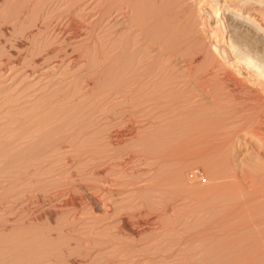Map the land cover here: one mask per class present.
<instances>
[{
	"label": "rangeland",
	"instance_id": "rangeland-1",
	"mask_svg": "<svg viewBox=\"0 0 264 264\" xmlns=\"http://www.w3.org/2000/svg\"><path fill=\"white\" fill-rule=\"evenodd\" d=\"M255 1L0 0V264H264V90L212 35L264 67Z\"/></svg>",
	"mask_w": 264,
	"mask_h": 264
},
{
	"label": "bare ground",
	"instance_id": "bare-ground-1",
	"mask_svg": "<svg viewBox=\"0 0 264 264\" xmlns=\"http://www.w3.org/2000/svg\"><path fill=\"white\" fill-rule=\"evenodd\" d=\"M46 1V0H45ZM51 1V0H50ZM64 1V0H63ZM75 1V0H74ZM109 1V0H108ZM135 1V0H134ZM137 1V0H136ZM49 2V1H48ZM99 2H100V0H99ZM132 2V1H131ZM144 2V1H143ZM244 2V1H243ZM252 2V1H251ZM256 2H260L259 4H260V6H259V8H257L258 6H257V3ZM264 2V0H256L255 1V3H252V4H250L249 2V4L251 5L250 6V9L251 8H254L255 10H257L258 11V14L257 15H253V14H250V13H247V14H245L244 12H242V11H236V13L239 15V16H241V17H243L244 19H246V20H248L250 23H251V26H252V29H253V31H254V33L258 36V38L263 42V44H261V49H263L264 50V6L262 5L261 6V4ZM43 3V2H42ZM67 3H69V2H67ZM79 3V2H78ZM105 3H106V1H105ZM112 3V2H111ZM130 3V2H129ZM138 3H139V1H138ZM141 3V2H140ZM63 4V3H62ZM61 4V5H62ZM65 4V3H64ZM109 4V3H108ZM107 4V5H108ZM131 4V3H130ZM156 4V3H155ZM43 5V4H42ZM45 5V4H44ZM50 5H51V3H50ZM60 5V4H59ZM89 5V4H88ZM95 5H97V4H95ZM145 5V4H144ZM147 5H148V3H147ZM57 6V5H56ZM98 6V5H97ZM100 6H101V3H100ZM130 6V8H131V6L132 5H129ZM154 6V5H153ZM152 6V7H153ZM157 6V5H156ZM257 6V7H256ZM40 7V6H39ZM53 7V6H52ZM151 7V6H150ZM256 7V8H255ZM59 8V7H58ZM72 8V7H71ZM81 8V7H80ZM79 8V9H80ZM99 8V7H98ZM107 8V7H106ZM109 8V7H108ZM118 8V7H117ZM143 8V7H142ZM157 8V7H156ZM162 8V7H161ZM169 8V7H168ZM65 9V8H64ZM78 9V10H79ZM86 9V8H85ZM111 9V8H110ZM133 9H134V12H136V13H133V14H136L137 15V13H138V15L140 14V12H141V6L138 4H136V6H134L133 7ZM132 9V10H133ZM153 9V8H152ZM84 10V9H83ZM148 10V9H147ZM160 10V9H159ZM169 10V9H168ZM55 11V10H54ZM62 11V10H61ZM60 11V12H61ZM71 11V10H70ZM120 11V10H119ZM143 11H145V10H143ZM142 11V12H143ZM166 11V10H165ZM244 11V10H243ZM46 12V11H45ZM75 12V11H74ZM78 12V11H77ZM82 12V11H81ZM87 12V11H86ZM141 12V13H142ZM162 12H163V10H162ZM183 12V11H182ZM84 13V12H83ZM91 13V12H90ZM155 13V12H154ZM181 13V12H180ZM257 13V12H256ZM47 14V13H46ZM49 14V13H48ZM51 14V13H50ZM54 14V13H53ZM120 14V13H119ZM130 14V13H129ZM132 14V13H131ZM131 14H130V16H131ZM145 14V13H144ZM164 14V13H163ZM176 14V13H175ZM183 14V13H182ZM212 14V13H211ZM221 13H220V11L219 10H217V12H216V16H219ZM43 15V14H42ZM77 15V14H76ZM89 15V14H88ZM100 15V14H99ZM102 15V14H101ZM135 15V16H136ZM142 15V14H141ZM149 15V14H148ZM171 15H172V12H171ZM177 15V14H176ZM45 16H47V15H45ZM169 16V15H168ZM173 16H175V15H173ZM186 16V15H185ZM60 17V16H59ZM127 17V16H126ZM134 17V16H133ZM143 17V16H142ZM146 17V16H145ZM186 17H188V15L186 16ZM50 18V17H49ZM64 18V17H63ZM69 18V17H68ZM130 18V17H129ZM47 19V18H46ZM59 19V18H58ZM84 19V18H83ZM101 19V18H100ZM140 18H138V20H139ZM150 19V18H149ZM152 19V18H151ZM180 19V18H179ZM185 18H183V20H184ZM49 20V19H48ZM60 20V19H59ZM71 20V19H70ZM94 20V19H93ZM97 20H98V18H97ZM133 20V19H132ZM137 20V21H138ZM144 20V19H143ZM142 20V21H143ZM154 20V19H153ZM186 20V19H185ZM218 20V19H217ZM216 20V21H217ZM220 20H222V19H220ZM72 25H73V28H74V33H76V34H78V33H80V31L82 30V26H76L75 24V19H72ZM142 21H141V23H142ZM157 21V20H156ZM159 21V20H158ZM157 21V22H158ZM240 21V20H239ZM50 22V21H49ZM48 22V23H49ZM87 22V21H86ZM140 22V21H139ZM150 22V21H149ZM153 23H154V21H152ZM160 22V21H159ZM162 22H163V20H162ZM182 22V21H181ZM222 22V21H221ZM75 23V24H74ZM133 25H135L134 27H139L140 26V23H139V25L137 24V22H135V20H133L132 22H131ZM148 23V22H147ZM50 24V23H49ZM55 24V23H54ZM69 24V23H68ZM144 24V23H143ZM146 24V23H145ZM151 24V23H150ZM168 24V23H167ZM171 24H172V22H171ZM170 24V25H171ZM77 25H79V24H77ZM93 25V24H92ZM95 25H96V21H95ZM148 25V24H147ZM169 25V24H168ZM173 25H174V23H173ZM182 25V24H181ZM52 26V25H51ZM150 26V25H149ZM149 26H146V27H149ZM163 26V25H162ZM61 27V26H60ZM85 27V26H84ZM92 27V26H91ZM128 27V26H127ZM164 27V26H163ZM171 27V26H170ZM218 27V26H217ZM141 28V27H140ZM145 28V27H144ZM169 28V27H168ZM172 28V27H171ZM215 28V27H214ZM224 28V27H223ZM70 29V28H69ZM72 29V28H71ZM95 29V28H94ZM166 29V28H165ZM43 30V29H42ZM134 30V29H133ZM171 30V29H170ZM169 30V31H170ZM175 30V29H174ZM215 30V29H214ZM221 30V29H220ZM215 31L212 35L215 37V41H216V43H215V45H214V48H215V50H216V52L219 54V56L222 58V59H224V61L226 62V66L229 68H227V71H224L223 72V74L221 75V76H223V78L222 79H228V80H233V79H239L240 80V78L239 77H242V80H240L241 82H243L244 80H247V83L248 82H250V83H253L255 86H257L258 88L260 87V88H262V90H264V67H262V66H260V64H258L256 61H254V59L251 57V55L250 54H248V53H246V52H244V51H246V50H244V51H242L241 50V48L239 47V44H237V42L235 41L236 40V38L234 39V38H229L227 41H225V38H224V34L221 32V31ZM48 31V30H47ZM143 31H144V29H143ZM168 31V30H167ZM43 32H44V30H43ZM133 32V31H132ZM162 32H164V31H162ZM177 32H178V30H177ZM211 32H213V30L211 31ZM61 33H63V32H61ZM90 33H91V31H90ZM135 33V32H134ZM142 33H144V32H142ZM146 33V32H145ZM169 33V32H168ZM179 33V32H178ZM42 34V33H41ZM112 34V33H111ZM153 34V33H152ZM166 34V33H165ZM60 35V34H59ZM73 35V34H72ZM95 35V34H94ZM136 35V34H135ZM38 36V35H37ZM50 36V35H49ZM70 36V35H69ZM89 36H91V35H89ZM107 36V35H106ZM143 36V35H142ZM163 36H165V35H163L162 34V37ZM169 36H171V34L169 35ZM180 36V35H179ZM196 36V35H195ZM238 36H239V34H238ZM58 37V36H57ZM176 37V36H175ZM62 38V37H61ZM111 38V37H110ZM133 38H134V36H133ZM140 38V37H139ZM152 38V37H151ZM153 38H154V36H153ZM161 38V37H160ZM168 38H170V37H167V40H168ZM240 38V37H239ZM131 39V38H130ZM146 39V38H145ZM178 39V38H177ZM112 40V39H111ZM259 40V41H260ZM55 41V40H54ZM63 41V40H62ZM138 41H140V39H138L137 38V36H136V38H135V41H133V45L136 47V44L135 43H139ZM154 41V40H153ZM156 41H157V39H156ZM170 41V40H169ZM222 41H225V43H226V45H224V44H222ZM41 42V41H40ZM43 42V41H42ZM50 42V41H49ZM85 42V41H84ZM107 42V41H106ZM140 42H142V41H140ZM39 43V42H38ZM47 43V42H46ZM54 43V42H53ZM158 43V42H157ZM45 44V43H44ZM70 44V43H69ZM68 44V45H69ZM156 44V43H155ZM166 44H168V43H166V41L165 40H163L162 42H160L159 44H158V46L156 47V48H154L155 50H157V51H155L156 53H154V54H152L151 53V55L152 56H162L163 54L165 55L166 54V50H167V45ZM142 45H143V42H142ZM258 45V44H257ZM48 46V45H47ZM130 46H132V45H130ZM40 47V46H39ZM44 47V46H43ZM140 47V46H139ZM150 47H155L154 46V44H149V48ZM138 48V47H137ZM40 49V48H39ZM60 49V48H59ZM67 49V48H66ZM129 49V48H128ZM135 49V48H134ZM243 49V48H242ZM259 50V49H258ZM35 51V50H34ZM44 51V50H43ZM55 51H56V49H55ZM256 51V50H255ZM45 52V51H44ZM153 52V51H152ZM262 52H264V51H262ZM64 53V52H63ZM143 53V52H142ZM34 54V52L32 53V55ZM65 54H67V53H65ZM259 54H260V51H259ZM51 55V54H50ZM178 55V54H177ZM258 55V54H257ZM51 56H53V55H51ZM180 56V55H179ZM184 56V55H183ZM64 57V56H63ZM158 57H156V58H158ZM141 58V57H140ZM154 58V57H153ZM160 58V57H159ZM171 58V57H170ZM169 58V59H170ZM184 58V57H183ZM144 59V58H143ZM149 59V58H148ZM169 59L167 60V61H169ZM153 60V59H152ZM160 60V59H159ZM158 60V61H159ZM171 60V59H170ZM184 60L187 62V68H188V74L189 75H191V74H193V68H191V64L190 63H188L190 60H188V59H186V58H184ZM221 60V59H220ZM150 61V60H149ZM154 61V60H153ZM152 61V62H153ZM167 61H166V63H167ZM137 63V62H136ZM162 63V62H161ZM146 64V63H145ZM154 64H155V62H154ZM190 64V65H189ZM220 64H222V63H220ZM142 65V64H141ZM140 65V66H141ZM166 65V64H165ZM175 65V64H174ZM137 66V65H136ZM143 66V65H142ZM158 66V65H157ZM175 67V66H174ZM173 67V68H174ZM143 68V67H142ZM161 68V67H160ZM151 69V68H150ZM165 68H163L162 67V69L160 70V72H159V75H162V71L164 70ZM171 69V68H170ZM138 70H139V67H138ZM157 70V69H156ZM159 70V69H158ZM199 70V69H198ZM223 70V69H222ZM222 70H221V72H222ZM137 71V70H136ZM143 71V70H142ZM153 71V70H152ZM155 72V71H154ZM220 72V73H221ZM158 73V72H157ZM165 74V73H164ZM154 75V74H153ZM184 76V75H183ZM215 76H217V75H215ZM153 77V76H152ZM176 78V77H175ZM147 80H149V81H151V80H154V79H152L151 77L148 79V76H147V78H146ZM178 79H179V77H178ZM177 78L176 79H174L175 81V84H174V82L172 81L171 83H169V84H171V87H170V85H166V86H169V88H168V90H170L171 92L173 91V90H171V89H174V91L176 90V88H181L182 87V89L184 88L183 86H185L186 87V85H182L184 82V80L182 81V80H178ZM171 80V79H170ZM235 80H233V81H235ZM149 81H146V82H149ZM181 81H182V83H181ZM238 81V80H237ZM236 81V82H237ZM152 82V81H151ZM174 85H173V84ZM240 83V82H239ZM154 84H155V82H154ZM185 84H186V80H185ZM188 84V83H187ZM198 84H200V83H198ZM204 84H206V83H203V85ZM143 85V84H142ZM173 85V86H172ZM229 85V84H228ZM242 85V84H241ZM245 85V84H244ZM199 86V85H198ZM143 87V89H146V90H148V92L150 93V94H152V96H153V94L154 93H156L157 92V88H158V86L156 87L155 85H153V82L152 83H148V85H143L142 86ZM160 87V86H159ZM204 87H205V85H204ZM204 87L201 85V89H204ZM167 88V87H166ZM229 88V87H228ZM164 89H165V86H164ZM163 89V90H164ZM181 89V90H182ZM248 89V88H247ZM159 90V89H158ZM180 90V89H179ZM186 90V89H185ZM205 90V89H204ZM246 90V89H245ZM165 91H166V89H165ZM178 91V90H177ZM247 91V90H246ZM161 92V91H160ZM259 92V91H258ZM262 92V91H261ZM252 93V92H251ZM256 93V92H255ZM254 94V93H253ZM257 94V93H256ZM154 96H155V94H154ZM226 96V95H225ZM154 98V97H153ZM224 98V97H223ZM250 98V97H249ZM264 98V97H263ZM152 99V98H151ZM227 99V98H226ZM258 99V98H257ZM153 100V99H152ZM255 100V99H254ZM259 100V99H258ZM225 101V100H224ZM247 101V100H246ZM213 102H214V100H213ZM226 102V101H225ZM216 104V103H215ZM221 104V103H220ZM223 105V104H222ZM231 105V104H230ZM234 105V104H233ZM240 105H241V103H240ZM243 105V104H242ZM259 105V104H258ZM206 106V105H205ZM235 106V105H234ZM239 106V105H238ZM249 106V105H248ZM215 107V106H214ZM221 107V106H220ZM219 107V108H220ZM231 109V108H230ZM235 109V108H234ZM253 110H255V109H253ZM261 111H263V110H260L259 112H261ZM237 113V112H236ZM257 113V112H256ZM255 116V115H254ZM150 118V117H149ZM253 119H255V118H252V120ZM238 120V119H237ZM256 121H257V119H256ZM254 122V121H253ZM258 122V121H257ZM246 123H248V121L246 122ZM263 125V124H262ZM261 126V125H260ZM258 127V126H257ZM258 129V128H257ZM255 130H256V128H255ZM259 130H261V129H259ZM225 134V133H224ZM194 137V136H193ZM224 137H226V136H224ZM260 138V137H259ZM261 139V138H260ZM194 140V139H193ZM224 140V139H223ZM227 140H229V139H227ZM185 141V140H184ZM195 141V140H194ZM189 142V141H188ZM197 142V141H196ZM225 141H223V143H224ZM227 143V142H226ZM225 143V144H226ZM170 144V143H169ZM177 144V143H176ZM198 144H200L199 143V141H198ZM181 145V144H180ZM223 145V144H222ZM169 146V145H168ZM167 146V147H168ZM182 146V145H181ZM187 147V146H186ZM192 147V146H191ZM178 148V147H177ZM182 148V147H181ZM184 149V148H183ZM188 149V148H187ZM193 149V148H192ZM209 149V148H208ZM207 149V150H208ZM211 149H214L213 148V146H212V148ZM217 149V148H216ZM171 150H172V148H171ZM174 150V149H173ZM191 150V149H190ZM196 150V149H195ZM202 150V149H201ZM200 151V150H199ZM199 151L197 150V152L195 153V154H198L199 153ZM215 151V150H214ZM174 152V151H173ZM181 152H184V151H181ZM212 152V151H211ZM170 153V152H169ZM189 153H191V155H192V157H193V154H192V152H190L189 151ZM201 153V152H200ZM215 153V152H214ZM213 153V154H214ZM187 154H188V152H187ZM203 153H201V155H202ZM169 155V154H168ZM190 155V154H189ZM188 155V156H189ZM191 155L189 156V157H191ZM201 155H200V157H201ZM218 155V154H217ZM222 155V154H221ZM188 156H186V157H188ZM204 156V155H203ZM225 156H226V154H225ZM231 156V155H230ZM179 157V156H178ZM185 157V158H186ZM197 157H198V159H197ZM197 157H196V159H197V161H200V158H199V155H197ZM219 157V156H218ZM156 158V157H155ZM160 158H161V156H160ZM172 158H173V156H172ZM182 158V157H181ZM193 158H195V157H193ZM152 159V158H151ZM162 159V158H161ZM164 159V158H163ZM170 159V158H169ZM178 159V158H177ZM186 159H188V158H186ZM185 159V160H186ZM191 159V158H190ZM205 159V158H204ZM165 160V159H164ZM183 160H184V158H183ZM189 160V159H188ZM187 160V161H188ZM208 160V159H207ZM166 161V160H165ZM215 161V160H214ZM151 162V161H150ZM171 162V161H170ZM176 162V161H175ZM174 162V163H175ZM182 162V161H181ZM189 162V164H190V160L188 161ZM193 162H196V160L194 161L193 159H192V163ZM201 162V161H200ZM185 163L186 162H184V164H182L181 165V167H185V166H187V167H189L188 165V163L185 165ZM225 163H227V162H225ZM150 164V163H149ZM152 164V163H151ZM173 164V163H172ZM197 165H199V164H201V163H196ZM196 164H192L191 166H192V168H193V165H196ZM154 165V164H153ZM205 165H206V163H205ZM146 166V165H145ZM173 166V165H172ZM179 166V165H178ZM149 167H151V166H149ZM175 167H177V166H175ZM181 167H179V168H181ZM195 167V166H194ZM198 167V166H197ZM196 167V168H197ZM200 167H201V165H200ZM199 167V168H200ZM225 167V166H224ZM229 167V166H228ZM231 167V166H230ZM167 168V167H166ZM182 168V169H183ZM196 168H193L194 170H196ZM226 168V167H225ZM232 168V167H231ZM168 169V168H167ZM175 169V168H174ZM178 169V168H177ZM185 169H186V167H185ZM190 169V168H189ZM189 169H187V170H189ZM198 169V168H197ZM218 169V168H217ZM145 170V169H144ZM180 170V169H179ZM201 169H199V171H200ZM202 170H203V168H202ZM201 170V171H202ZM230 170V169H229ZM169 171H170V169H169ZM173 171V170H172ZM185 171V170H184ZM183 170H182V172H184ZM190 171V170H189ZM189 171H186V172H188L189 173ZM192 171V170H191ZM234 171V170H233ZM185 172V173H186ZM219 172V171H218ZM147 173V172H146ZM199 173V172H198ZM211 173V172H210ZM215 173H216V171H215ZM231 173V172H230ZM209 174V173H208ZM207 174V175H208ZM168 175H169V173H168ZM177 175V174H176ZM186 175H187V173H186ZM192 175V174H191ZM217 175H218V173H217ZM227 175V174H226ZM225 175V176H226ZM232 175H233V173H232ZM195 176H200V178H204L205 176H203V174H196L195 173ZM236 176V175H235ZM247 176V175H246ZM164 177V176H163ZM182 177V176H181ZM164 178H166V177H164ZM174 178V177H173ZM187 178V177H186ZM192 178V177H191ZM199 178V177H198ZM208 178H210V177H208ZM217 178H218V176H217ZM228 178V177H227ZM253 178H255V177H253ZM257 178V177H256ZM179 179V178H178ZM213 179V178H212ZM215 179V178H214ZM225 179V178H224ZM224 179H222V181L224 180ZM243 179H245V178H243ZM249 179V178H248ZM162 180V179H161ZM167 180V179H166ZM170 180V179H169ZM186 180V179H185ZM201 180V179H200ZM203 180V179H202ZM211 180V179H210ZM209 179L207 180V182L208 181H210ZM218 180H219V178H218ZM217 179H216V181H218ZM241 180V179H240ZM253 180V179H252ZM264 180V179H263ZM68 181H70V180H68ZM164 180H162L161 182H163ZM194 181H196V180H194ZM212 181V180H211ZM221 181V182H222ZM225 181H227V180H225ZM233 181V180H232ZM235 181V180H234ZM233 181V182H234ZM255 181V180H254ZM160 182V181H159ZM160 182V183H161ZM168 182V181H167ZM200 182V181H199ZM213 182V181H212ZM261 182V181H260ZM192 183V182H191ZM190 183V184H191ZM201 184L203 183L204 184V182H200ZM199 183V184H200ZM206 183V182H205ZM216 183V182H215ZM232 183V182H231ZM239 183V182H238ZM243 183V182H242ZM162 184H165V183H162ZM193 184V183H192ZM191 184V185H192ZM233 184V183H232ZM239 184H241V183H239ZM256 184H257V182H256ZM154 185V184H153ZM159 185V184H158ZM187 186V184H184V186ZM195 185V184H194ZM225 185H226V183H225ZM242 185V184H241ZM240 185V186H241ZM244 185V184H243ZM160 186V185H159ZM177 186H178V184H177ZM185 186V187H186ZM196 186V185H195ZM194 186V187H195ZM152 187V186H151ZM155 187V186H154ZM163 187H165V185H163ZM169 187H170V185H169ZM180 187H181V185H180ZM193 187V186H192ZM216 187V186H215ZM238 187V186H237ZM243 187V186H242ZM253 187V186H252ZM160 188V187H159ZM187 188V187H186ZM189 188V187H188ZM201 188H204V187H201ZM205 188H207V190L206 189H203L204 190V192H208V190H210V188H208L207 186H205ZM220 188V187H219ZM233 188V187H232ZM261 188V187H260ZM68 189H69V187H68ZM152 189V188H151ZM192 189V188H191ZM158 190H160V189H158ZM203 190H201V192H203ZM228 190V189H227ZM226 190V191H227ZM244 190V189H243ZM255 190H256V188H255ZM165 191V190H164ZM185 191H187V190H185ZM199 191V190H198ZM211 191V190H210ZM225 191V192H226ZM234 191V190H233ZM250 191H251V189H250ZM153 192V191H152ZM187 192H189V191H187ZM200 192V191H199ZM203 192V193H204ZM216 192V191H215ZM239 192V191H238ZM243 192V191H242ZM264 192V191H263ZM75 193V192H74ZM193 193V192H192ZM191 193V194H192ZM203 193H199V194H202V199L204 198L203 197V195H205V194H203ZM213 193V192H212ZM218 193V192H217ZM227 193V192H226ZM253 193V192H252ZM72 194V193H71ZM179 194V193H178ZM198 193H196V195H197ZM75 195V194H74ZM224 195H225V193H224ZM223 195V196H224ZM226 195H228V194H226ZM253 195V194H252ZM257 195V194H256ZM163 197H164V194L162 195ZM180 196V195H179ZM198 196V195H197ZM211 196V195H210ZM218 196V195H217ZM159 197V196H158ZM184 197V196H183ZM191 197V196H190ZM205 197H206V195H205ZM208 197V196H207ZM213 197V196H212ZM212 197H209V198H212ZM67 198V197H66ZM179 198H181V197H179ZM178 198V199H179ZM264 198V197H263ZM188 199H191V198H188ZM256 199V198H255ZM254 199V200H255ZM83 200H84V198H83ZM101 200V199H100ZM160 200V199H159ZM98 201V200H97ZM102 201V200H101ZM170 201V200H169ZM185 201H187V197H186V200ZM163 202V201H162ZM208 202V201H207ZM99 203V202H98ZM102 203V202H101ZM100 203V204H101ZM104 203V202H103ZM202 203V202H201ZM204 203V202H203ZM215 203V202H214ZM105 204V203H104ZM191 204V203H190ZM198 204V203H197ZM209 204V203H208ZM183 205V204H182ZM187 205V204H186ZM109 206V205H108ZM202 206V205H201ZM218 206V205H217ZM100 207V206H99ZM105 207V206H104ZM106 207H107V205H106ZM164 207V206H163ZM185 207V206H184ZM220 207V206H219ZM218 207V208H219ZM235 207V206H234ZM103 208V207H102ZM114 208V207H113ZM112 208V209H113ZM108 209V208H107ZM233 209V208H232ZM240 209V208H239ZM111 210V209H110ZM233 210H235V209H233ZM73 211V210H72ZM112 211V210H111ZM183 211V210H182ZM229 211V210H228ZM232 211V210H231ZM68 212H69V210H68ZM237 212V211H236ZM69 213H71V212H69ZM69 213H67V215L69 214ZM109 213V212H108ZM121 213V212H120ZM184 213H186V212H184ZM181 214H182V212H181ZM114 215V214H113ZM235 215V214H234ZM108 216V215H107ZM106 216V217H107ZM185 216V215H184ZM236 216V215H235ZM113 217V216H112ZM170 218V217H169ZM176 218V217H175ZM183 218V217H182ZM182 218L180 219V220H182ZM257 219V218H256ZM100 220V219H99ZM119 220V219H118ZM171 220H173V219H171ZM64 221V220H63ZM178 221V220H177ZM68 222V221H67ZM103 222V221H102ZM118 222V221H117ZM175 222V221H174ZM253 222V221H252ZM74 223V222H73ZM253 223H255V221L253 222ZM69 224H70V222H69ZM72 224V223H71ZM70 224V225H71ZM76 224V223H75ZM127 224V223H126ZM163 224V223H162ZM175 224V223H174ZM164 225V224H163ZM255 225H257V224H255ZM258 226V225H257ZM260 227H263V226H260ZM62 229V228H61ZM60 231V230H59ZM58 231V232H59ZM51 233V232H50ZM62 233H63V229H62ZM264 234V233H263Z\"/></svg>",
	"mask_w": 264,
	"mask_h": 264
}]
</instances>
